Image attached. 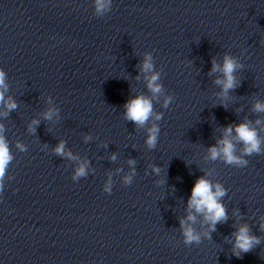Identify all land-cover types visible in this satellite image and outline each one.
<instances>
[{
  "label": "clouds",
  "instance_id": "9594fccd",
  "mask_svg": "<svg viewBox=\"0 0 264 264\" xmlns=\"http://www.w3.org/2000/svg\"><path fill=\"white\" fill-rule=\"evenodd\" d=\"M111 6L112 0H93V13L97 17H103L111 11ZM242 67L243 65L238 63L237 59L232 55L225 54L223 56L222 65L217 64L215 58L212 59L211 72H221L223 74V79H217L215 83L222 86L220 95L225 99L227 98L228 91L237 86L238 81L235 73ZM140 70L145 74L146 88L151 95L138 94L131 97L124 104V119L132 122L138 128L146 129L147 135L145 143L148 148L153 149L158 143L160 126L157 123H152L150 126L148 125L153 117L155 121H160L163 118V113L154 112L153 100H158L159 97L164 94L165 89L160 83L161 73L154 70V61L151 53H145ZM7 90L6 73L0 68V105H3L7 109V111L3 113L5 116H7L8 112L17 108L15 100L11 97H8L7 100L5 99V92ZM173 101L174 96L164 95L161 107L167 109ZM254 111L264 112V103L257 102L254 105ZM55 113V109H49L44 114L45 119L51 120ZM32 123L35 125L38 124L39 121L34 120ZM255 124L259 125L261 121L257 119ZM29 130L35 131L31 125L29 126ZM3 132L4 126L0 124V192L4 191L5 178L8 176L9 167L14 160L9 141L5 138ZM233 132L235 136H233ZM237 143L242 145L239 152L237 151ZM16 148L20 152L26 151V147L19 142H17ZM54 152L68 159H76L71 152L65 151V143L63 141L59 142ZM207 153L206 158L208 160H220L226 165L244 168L249 164L248 159H245V157L264 153V139L260 137L258 129L253 127L250 121H245L235 126L230 124L225 127L224 135L217 141L216 145L208 147ZM112 159L115 160V155L112 156ZM129 164H135V161L129 160ZM153 170L157 173L160 171L159 167H154ZM87 175V162L85 161L75 169L72 180L75 182ZM209 175H211L210 172L197 178L192 187L191 196L188 199V209L194 210L195 213L202 214L204 220L209 224L210 231L204 233L208 238H210V232L215 231L216 225L226 221L228 218L226 209L221 202V198L226 194V189L220 183H213L209 180L207 178ZM131 182V175L124 177L125 184H130ZM103 191L111 194V178H109V181L104 185ZM188 222H191V224L196 222V216L192 211H189L186 220L182 219L180 221L184 238L183 243L185 246L199 244L201 236ZM260 230L264 231V223L260 225ZM233 236L232 255L237 258H242V254L251 252L261 244V238L252 234L247 224L240 225L233 233Z\"/></svg>",
  "mask_w": 264,
  "mask_h": 264
}]
</instances>
